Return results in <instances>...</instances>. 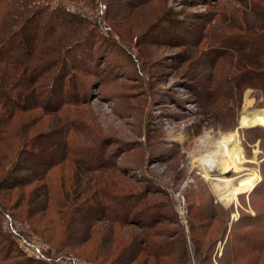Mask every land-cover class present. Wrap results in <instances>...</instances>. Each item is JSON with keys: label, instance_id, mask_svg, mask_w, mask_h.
<instances>
[{"label": "rangeland", "instance_id": "obj_1", "mask_svg": "<svg viewBox=\"0 0 264 264\" xmlns=\"http://www.w3.org/2000/svg\"><path fill=\"white\" fill-rule=\"evenodd\" d=\"M103 2V11L67 2L103 26L93 25L91 46L70 59L71 74L87 83L86 103L29 115L21 130L29 168L18 176L62 162L28 186L0 187L4 212L17 214L0 210L6 244L22 258L45 256L51 264H264V250L249 241L253 224L264 220V131L247 130L264 125L255 119L240 127L243 115L264 111L248 41L264 29V0ZM234 131L244 159L225 175L251 179L225 205L194 159L201 137L214 145ZM24 190L27 199L32 192L30 208L20 205ZM57 196L58 205L41 209ZM100 210L124 216L94 219ZM33 213L50 220L31 222ZM238 244L254 249L253 258L235 260L245 252Z\"/></svg>", "mask_w": 264, "mask_h": 264}, {"label": "trees", "instance_id": "obj_2", "mask_svg": "<svg viewBox=\"0 0 264 264\" xmlns=\"http://www.w3.org/2000/svg\"><path fill=\"white\" fill-rule=\"evenodd\" d=\"M64 1L0 0V187L14 190L21 186H28L36 180H42L50 169L62 162L60 159L50 160L46 163L47 165L45 164L46 167L38 170L34 176H18L21 169L29 168L26 161L30 156L21 158L23 153L30 152L26 149L29 143L24 141L25 134L21 133L24 126L27 127L29 115L40 109L46 113L58 112L66 105L86 103L83 98L88 94L87 83L80 74H75V71L71 74L70 59L77 49L89 43L87 40L94 31L93 27L103 26L100 20L95 21L85 10L73 8L67 2H81L84 5L83 8H98L101 11L106 9L107 4L103 0ZM248 41L255 56L251 60L254 67L249 70L251 82L264 91V29L251 34ZM92 43L90 42L88 46ZM83 71L88 72V68ZM41 114L40 112L35 117ZM252 127L247 130L264 131L261 125ZM35 150L32 149L31 157L33 156L34 159L37 157L36 165L40 167L44 162L41 160L40 151ZM65 159H67L66 156ZM25 191H22L20 205L23 208H30L31 202L28 199L32 197V192L30 191L31 196L27 199L29 194ZM55 199L53 203L50 197V203H45L41 209L45 210L58 205L60 203L58 196ZM7 207V205H0L2 213L8 218H12L11 216L16 218L17 214L4 212L8 209ZM68 207V213L72 215L75 208L69 205ZM101 211L99 215H94V219L119 221V218L122 219L124 216L119 213L117 214L119 218H112L116 217V214L109 215ZM37 213L28 216L31 222L50 220L46 214L38 216ZM262 223L264 220L253 224L257 231L249 239L250 243L257 245L258 250H264V234H261V229L259 230L260 225L264 226ZM52 227L55 228V226ZM7 240L4 232L0 230V264H51L48 261L50 259L45 256L38 259L22 258L14 248L6 244ZM238 246L243 247L245 252L239 250V253L235 254V260L240 256L253 258L254 249L248 250L242 244Z\"/></svg>", "mask_w": 264, "mask_h": 264}, {"label": "bare ground", "instance_id": "obj_3", "mask_svg": "<svg viewBox=\"0 0 264 264\" xmlns=\"http://www.w3.org/2000/svg\"><path fill=\"white\" fill-rule=\"evenodd\" d=\"M255 119L264 125V111L243 115L240 119V127L252 125ZM207 138L208 135H205L198 141L199 154L194 161L198 162L204 176L210 181L218 200L225 205H230L251 179V176L228 177L225 175L226 170L232 166V162L244 159L238 132L223 135L214 145H209Z\"/></svg>", "mask_w": 264, "mask_h": 264}, {"label": "built area", "instance_id": "obj_4", "mask_svg": "<svg viewBox=\"0 0 264 264\" xmlns=\"http://www.w3.org/2000/svg\"><path fill=\"white\" fill-rule=\"evenodd\" d=\"M179 195H180L178 197L179 213H180L179 215H180L181 222L186 223L187 222V217H186L187 210H186L185 196L183 194H179ZM36 250L40 251L38 247H36ZM70 259L74 264H78L74 258H70Z\"/></svg>", "mask_w": 264, "mask_h": 264}]
</instances>
